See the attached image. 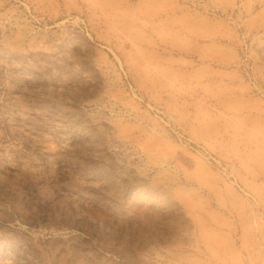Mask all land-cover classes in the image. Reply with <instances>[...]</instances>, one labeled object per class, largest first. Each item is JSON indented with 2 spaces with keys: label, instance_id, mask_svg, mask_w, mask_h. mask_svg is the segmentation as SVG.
Instances as JSON below:
<instances>
[{
  "label": "rangeland",
  "instance_id": "rangeland-1",
  "mask_svg": "<svg viewBox=\"0 0 264 264\" xmlns=\"http://www.w3.org/2000/svg\"><path fill=\"white\" fill-rule=\"evenodd\" d=\"M0 264H264V0H0Z\"/></svg>",
  "mask_w": 264,
  "mask_h": 264
}]
</instances>
